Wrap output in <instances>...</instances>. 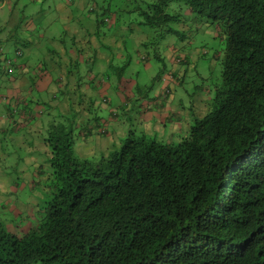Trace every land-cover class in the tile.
I'll return each mask as SVG.
<instances>
[{
	"label": "trees",
	"instance_id": "16d2710c",
	"mask_svg": "<svg viewBox=\"0 0 264 264\" xmlns=\"http://www.w3.org/2000/svg\"><path fill=\"white\" fill-rule=\"evenodd\" d=\"M142 4L132 10L145 14L144 22L136 17L130 20L126 25L130 36L143 32L142 25L153 31L164 27L162 39L155 38L157 43L164 35L183 33L175 25L183 28L193 17L216 25L224 35L221 54L205 57L210 76L195 86L197 103L192 105L191 99L187 106L189 124L177 112L175 122L185 125H180L182 136L176 141L164 142L148 127L129 131L120 145L113 139L115 131L103 129L100 141L92 129L108 122L95 121L91 129H84V99L77 90L91 92L89 112L97 119L104 106L101 101L95 103L100 91L94 74L103 64L95 68L96 56L79 62L83 45L76 49L75 66L86 64L85 78L92 82L76 83L82 73L76 69L71 80L49 81H61V88L40 99L23 94L17 102L30 117H49L43 138L49 167L48 172L38 168L47 173L36 181L39 194L34 192L35 209L27 212V218L18 210V196L31 195L32 188L12 193L9 201L0 200V264H264V0H148ZM86 10L93 14L87 20L104 29L106 42H101L111 55L108 64L119 59L121 42V49L132 51L123 61L153 66L148 49L159 29L139 40V51L133 52L124 36L109 40L105 33L113 35L119 29L118 6L91 0ZM78 22L82 26L84 21ZM169 49L175 53L169 58H175L178 48ZM197 54L192 53L195 60L182 55L170 61L177 73L172 77L175 84H182L186 73L196 68L201 58ZM170 92L167 87L144 95V113L153 110L164 118L163 124L168 122L165 118L172 115L167 110L175 108ZM134 99L140 100L135 95ZM181 104L185 106L183 98ZM102 113L117 121V111ZM130 116L126 110V121ZM93 134L102 150L94 159L78 158L75 140Z\"/></svg>",
	"mask_w": 264,
	"mask_h": 264
},
{
	"label": "rangeland",
	"instance_id": "374dc122",
	"mask_svg": "<svg viewBox=\"0 0 264 264\" xmlns=\"http://www.w3.org/2000/svg\"><path fill=\"white\" fill-rule=\"evenodd\" d=\"M96 1L98 4H101L102 0ZM107 1L110 5L114 3L119 7V10L116 11V25L119 29L113 35H108L105 31L109 40H119L124 36L123 40L127 39L130 41L131 46H135L144 36L153 34V32L159 29L157 33L155 32L156 36L154 35L153 37L154 42H151L148 49L151 60L154 59L152 61L153 66H149L148 62L145 64L134 61L129 64L125 61L118 62V57L108 64L107 62L105 63V60L111 56L109 50L99 48L98 51L101 54L98 53L100 56H96L98 60L94 63L95 68H97L99 63L103 64V68L95 70L94 74L95 77H98V79H95L97 80L95 87H97V90H100L98 92L99 98L95 100V103L98 104L101 101L104 107L100 109L101 112L98 114V118L94 120L95 117L89 112L91 107L88 98L91 92H83V89L77 90V93L81 92L80 96L84 99L82 100L83 102L81 101V108L84 107V115L82 116V120L85 122L84 129H91L95 121L98 123L101 120H106L108 123H102L100 127H93L92 130L99 134L98 138L100 141L102 140L101 131L103 129L115 131L113 139L115 142L117 141V145H120L122 139L125 138L129 131L137 130L142 125L139 123V115L142 114L144 116L145 113L140 109L138 105L139 100L134 99V95L137 96V93H140L145 96H151L159 91V89L167 87L171 88L170 95L175 105V108H169L167 113L172 115L171 117L176 118L177 112H182L184 118H186L185 122L188 123L187 113L189 109L187 106L189 101L191 102L192 99V105H196L197 103L194 100V93L197 92L195 86L209 80V60L207 61L205 57L209 58L213 53L221 54L225 45L224 35L218 32L216 25L202 18L193 17L187 20V24L183 28L182 24L175 25L183 33L179 35H164L163 40H156L157 43L155 42V38L162 39L164 27H156L157 29L153 31L149 27L142 25L144 27L143 32L140 30L138 32L135 31L134 35L130 36L129 28L126 26L129 21H133L135 17L138 20L143 19L142 22L145 19V14L141 11L134 12L132 9L137 4L139 7H144L140 3L147 2L148 0ZM90 2L91 0H0V83L10 80L12 83H15L9 76L21 79V71H26L34 83L39 82L40 76L49 83L51 79H47L45 75L51 72L47 69L46 64L54 66V63L57 62L56 60H60L59 63L64 62L63 53L67 49L62 50V48H67L66 44L71 43L73 47L80 49L82 47L81 43H84L82 40L88 38L89 31L85 27H82L78 20H87V18L92 17L93 14H88L86 10ZM83 7L84 9L80 10V12L74 11V9ZM112 16L114 18V15ZM91 28L96 29V25L93 22L91 23ZM98 30L99 35L96 36L98 31L92 32L93 37L99 41L106 42L102 36L104 29L98 28ZM173 46L178 48V54L175 57L177 59L183 55L195 60L197 58L192 55L193 52H198L197 55L201 57L197 60L196 68L186 73L182 84H175L172 78L176 77L177 74L171 69L172 65L170 64V61L175 58H169L170 54L174 53L173 51H169V48ZM16 51L19 54H16ZM155 53L159 56L158 60L155 59ZM4 57L7 60L14 61L16 65L21 64V69L6 65L4 59H2ZM72 61V67L69 69L71 75L74 74V70L76 69L75 62L78 59L74 58ZM199 64L201 67H199ZM173 65L176 69H182V66L179 64ZM198 67L200 68L199 74L201 73L199 76L196 75L199 71ZM57 70L60 69L57 68ZM78 70H81L82 73L75 79L76 83L92 82L88 77L85 78V74L87 75L89 72L86 64H79ZM60 71L61 73H57V76H60L58 78L55 76L58 81L70 80L72 78L71 76H66V68ZM57 88L61 87L57 86ZM0 91H2L0 92V103L7 104L12 95L11 85L0 84ZM187 91H189V96L187 95ZM83 95L85 96L83 97ZM102 96L106 100H102ZM179 97L180 99L183 98L186 107L183 104L179 105ZM125 103L127 104L125 105ZM109 109L117 111L118 117L115 119L117 121L113 122V115L107 116L102 113ZM126 110H130L132 115L127 121L125 118ZM163 119L162 121H157L155 125L158 139L164 140V142L179 139L182 136V127L176 133L170 134L169 128L166 131V128L163 126ZM165 119L168 120L167 118ZM121 123L124 124L121 128L123 133L120 134L121 130L119 131V126ZM178 123L185 125L184 121H178ZM159 126L162 127V131L159 129ZM9 129L11 127H7L6 120L5 125L0 129V185H3L5 189L13 188L14 191L12 193L14 194L24 193L27 186L33 189L31 195L18 196L20 198L18 206L21 207L18 210L23 218H27V212L32 208L35 209L32 206L35 204L36 195H34V192L38 190L36 181L40 182L48 172L49 164L47 159L49 153L43 141V131L46 128L43 131L42 129H38V133H35V129H29V132L21 135V137L14 135L13 139H10V136L15 134L16 130L19 131L20 127L16 125L12 130ZM100 141L95 140V134L87 136L85 140L79 137L74 143V154L80 159H94L99 151L102 150L103 145H101ZM39 166H42L47 172L45 173L43 169L44 173L38 171ZM37 194L39 193L37 192ZM2 196V201L7 200L6 193L2 194ZM15 203L16 200L13 201V204Z\"/></svg>",
	"mask_w": 264,
	"mask_h": 264
},
{
	"label": "crops",
	"instance_id": "0c3cea01",
	"mask_svg": "<svg viewBox=\"0 0 264 264\" xmlns=\"http://www.w3.org/2000/svg\"><path fill=\"white\" fill-rule=\"evenodd\" d=\"M83 9H84V7L83 8H77V9H74V11L75 12H77V11L80 12V10H83ZM82 20L84 21V22H81L82 26L85 27L89 31V39L88 38L86 40L80 39V40H82V42L84 41V43H81L83 45V54L84 55L82 56V60L81 61L79 60V62H82L83 59H87L86 58L87 55L90 56V57H92V56H100L99 54H101V53H99L98 49L99 48H101V49L103 48V43L101 41H97V39L93 37V33L97 32L98 28L97 27H96V29H92L91 28V23H92L91 20H84V19H82ZM91 40L95 41V42H92ZM121 45H122V43L119 42V54H118L119 55V62H122L124 60V58H126L127 55L130 54V51H125L124 49H121ZM66 46H67V51L64 54V59H63L64 62H61L62 64L60 63L58 65L57 64L58 60H56L57 62L54 63L55 64L54 66H50V65L46 64L47 69H49V71L51 72V73H48V74L46 73L45 77L47 79H54L55 76L59 77L60 75L57 76V73H59V72L61 73L60 70H64L65 68H66V72L69 71V69H70L69 66H68L69 63L71 62L72 59L76 58L75 57L76 56L75 55L76 48L73 47L71 43L70 44H66ZM132 47L135 48L133 52H137L138 53V51H139V43H137L135 46H132ZM64 48H66V47H63V49ZM107 60H105V63L107 62ZM66 63H67V65H66ZM56 67L58 69H60V70H57ZM62 67H64V68H62ZM76 69H78V68H76ZM75 70H74V74H75ZM28 75L29 74L25 71L23 73V75L21 76V79L12 78L15 83H12L11 80L8 81V82H5V83H0L2 85H7V84L11 85L12 95L10 96V99H9L8 103L10 101L13 103V109H9V114L14 113L15 119L21 125L20 131L18 133L13 134L12 136H10V139H13L14 135H19L21 137V135H24L25 133H28L29 129L30 130L35 129L34 130L35 133H38V129H42V131H43L45 128H47L46 127L47 126L46 123H48L47 122V120L49 119L48 115L45 118L44 117H35V116H31L30 117L29 111L25 110V112L22 113V111L20 110L21 107L17 103V102H20L22 100V98H23L22 95L23 94L27 95V99H28V95L30 96L32 94L34 96L33 99H36V98L40 99L41 97H38V96H45L46 94L51 93L53 90L57 89V86H59V84H60V82H57V83H54V84H49L45 80H43V78L39 79L38 83H34V82L32 83V80H31L32 78L30 77V75L28 77ZM73 75H71L72 78H73ZM68 77H70V76H68ZM60 78H62V77H60ZM27 84H29V85L26 86ZM30 85H32V86H30ZM29 90H31V91L29 92ZM0 92H2V91H0ZM137 97L140 98L138 105H139L140 109L142 110L141 101H143L146 97H144V95H142L140 93L137 95ZM24 101H25V99H24ZM179 101H180V98H179ZM8 103L7 104L6 103L0 104V129L5 125L6 120H8L7 119ZM136 113H138V111H136ZM145 113H146V115L142 116V119L139 120V123H141L142 125L138 129L140 130V129H143L145 127H148L149 128L148 130L153 132V131L156 130L155 125H156L157 121H162V119L160 118V116H158L156 114V112L153 113V110L146 111ZM19 116H23L24 118H21ZM43 119L45 121H43ZM180 125H182V124L178 123V121L175 122L174 117L168 119V122L163 124V126H165V128H166V131H167V128H169L170 134L176 133L177 131H179ZM159 129L162 131V127L161 126H159ZM44 134H45V131H43V138H44ZM2 168H3V164H2ZM27 188H28V186H27ZM29 188H31V187H29ZM13 191H14L13 188L5 189V188H3V185H0V200L3 198L2 194H5V193H6V198L7 199L11 198V194H12Z\"/></svg>",
	"mask_w": 264,
	"mask_h": 264
},
{
	"label": "clouds",
	"instance_id": "9594fccd",
	"mask_svg": "<svg viewBox=\"0 0 264 264\" xmlns=\"http://www.w3.org/2000/svg\"><path fill=\"white\" fill-rule=\"evenodd\" d=\"M16 54H19V52L18 51H16ZM2 59H4V63L6 64V65H9V67L11 66L12 68H19V69H21V64H19V65H16L15 64V62L14 61H12V60H7V58L6 57H4V58H2ZM8 61H9V63H8ZM21 73V76L23 75V73H24V71L22 72H20ZM10 78H14L13 76H10ZM14 79H16V78H14ZM0 104H2V103H0ZM8 108H7V127L9 128V126L11 127V129H9V130H12L13 128H14V125L16 126V124L20 127V129H21V125H20V123L18 122V121H16V124H15V120L13 119V117H15V115H14V113H12V114H9V109H13V103L10 101L9 103H8ZM21 108H20V110L21 111H23L22 110V105L20 106ZM12 111V110H11ZM18 115V114H17ZM19 117H21V118H24L23 116H19ZM19 129V130H20ZM162 141H164V140H162Z\"/></svg>",
	"mask_w": 264,
	"mask_h": 264
},
{
	"label": "built area",
	"instance_id": "2783aa9c",
	"mask_svg": "<svg viewBox=\"0 0 264 264\" xmlns=\"http://www.w3.org/2000/svg\"><path fill=\"white\" fill-rule=\"evenodd\" d=\"M8 63H9V61H8Z\"/></svg>",
	"mask_w": 264,
	"mask_h": 264
}]
</instances>
